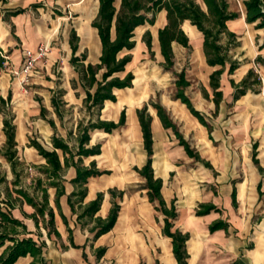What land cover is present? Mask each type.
Here are the masks:
<instances>
[{
    "label": "crops",
    "instance_id": "crops-1",
    "mask_svg": "<svg viewBox=\"0 0 264 264\" xmlns=\"http://www.w3.org/2000/svg\"><path fill=\"white\" fill-rule=\"evenodd\" d=\"M82 1L83 0L0 1L1 51L6 52L10 59H13V61L17 63L21 60L23 50H35L40 43H52L56 39L55 34L58 29V20L51 19L54 22L52 26H50L51 24L48 21V6L55 4L69 7L71 5H79ZM97 7L98 0H93L92 10L91 0H84L83 5L79 7L81 15L77 22V28H73L84 44L89 45L90 49L91 44L93 45V49H91L92 54L99 55V38L97 37L96 29L90 24L96 14ZM20 8L23 9L22 12L17 13L16 15L3 17L7 11ZM158 13L160 14L158 22L163 26L165 23V11L161 10ZM59 18L60 17H58V19ZM236 19L227 22L229 29H231L229 26L230 23L235 22ZM138 27L140 26H137L135 29ZM71 29L72 28L69 27L63 34L66 57L65 66L62 67V70L63 72H66L67 75L70 74V78L67 80L68 86H58L54 89L52 85L39 80L41 85L39 90L46 87L47 97L43 96L42 100L39 98H31L27 100L26 102L30 107L22 119L18 120L17 114H13L16 148L21 147L23 148V151L33 153L39 164L44 163V159L37 153L35 148L28 145L29 137H35L46 148H50V137L54 131L57 133V128L60 127L62 131L60 134H57L67 139V133L71 131L72 136L69 138V142H74L73 136L75 134V126L77 122H75L73 130H70L71 128L64 129L65 117L63 112L61 111L62 115L59 118L51 104V96L54 91L60 88L64 90V93L61 96V99L65 102L64 104L74 105L75 103H78L79 105H83L82 99L84 97V91L80 86L77 71L69 62L72 54L68 41ZM193 29L199 34V48L202 49V34L195 26ZM258 35L262 40L260 41V38H257L258 50L255 55H261L264 57V34L262 36L260 34ZM156 36L157 30L155 32V45L158 49ZM260 46L262 47L259 48ZM78 49L79 45L75 52V55L77 56ZM55 53L56 49L53 48L50 55ZM84 62L87 63L91 61ZM258 64L260 68L264 69L263 64ZM49 66L50 65L46 66L48 72ZM210 67L214 70L218 66ZM240 67L241 65L236 70ZM249 68H251V66H249ZM249 68L246 69L248 70ZM134 79H136V77L133 78L131 87L115 88L114 93L116 95V100H105L103 102V107L100 110L101 119L117 121L120 111L125 109L124 105L129 104V115H126L125 111V123L122 126L115 128L110 133L99 129L90 131L88 145L95 144V142H92V138L95 134L104 137L113 132L121 131V133L129 136L131 139L139 141L141 149L138 156L135 158L133 165L141 167L145 163L147 156L143 148L142 134L136 115V109L140 108L139 104L142 103L146 96L144 94H134V91H137L135 87L137 83ZM231 88L232 86L230 85V88L227 90L229 94L231 93ZM220 89L222 90V99L219 103L218 110L222 109V107L229 102V98L224 96V86L221 82ZM36 90L38 89L36 88L34 92L41 95V93ZM118 91L122 92L119 96H117ZM206 91L208 92V90ZM9 92L12 94L9 84H2L0 86V97L6 99ZM246 94L240 97H243ZM65 95H70V98H64V100L63 96ZM210 97L211 95H209V98ZM240 97L236 100H233V98L231 100L237 102ZM7 104L8 101L6 102V105ZM41 106L46 110L44 116H41L40 114ZM48 111H50V116L47 115ZM148 112L151 115V131L153 138L152 168L154 175L162 179L161 194L165 202L169 204L172 199L174 200L177 217L173 220V228H177L181 232H188L189 234V238L186 241V251L188 253L186 264H264V178L263 172L260 170V168L264 169V163H253L252 160H250L248 168L244 174L239 176H235V174L228 171L225 173L221 172V176L215 179L217 183V195L212 192L213 189L211 187H208L207 189L204 188L203 191H201V189L195 188L194 186L192 188H190L191 186L187 187L189 190L185 194V186H181L183 183L180 184L177 182L175 185H168L167 178L173 171L171 167V144H168L167 155L164 160L159 158L157 152L156 140L165 141L166 137L168 141V133L171 129H165L161 125L154 108H148ZM174 112L185 125V130L190 131L192 128L191 126L195 125V123L188 118H185L183 112H178L176 110H174ZM88 116L89 115H87L85 119H87ZM2 118L3 116L0 117V140L3 139L2 142L4 143L5 136L2 131ZM47 119L53 120L55 128L49 124ZM23 124L24 126L22 127ZM186 125H189L190 127L187 129ZM178 146L182 148L180 145ZM244 148V151L248 152V147L245 146ZM100 150L101 152L97 155L83 156L82 164L84 166H89L91 160H95L97 168L109 170V173H104L98 176H89L86 179V182L83 185L86 188L85 196L81 203H74L76 212L72 211L68 202V195L73 190L77 189V185L71 182V179L75 177L76 171L73 166H67L64 168L63 186L65 193L59 197V206L67 223L64 222L55 207V188L48 187L47 189L48 205L53 209L54 224L59 236H55L53 233L48 236L47 231L41 222H39V226L37 227L32 218L24 215V213L30 214L33 212V208L25 202L13 208L12 215L20 219L26 225L27 230L30 231L29 235L37 241L45 242L43 247V257L46 264H156V260H158L160 264H176V259L173 256L171 249V240L161 232L163 220L162 225H153V211L146 208L144 202H141L139 207L137 206L140 193L137 197L136 195H133V198H130L124 192L122 198L117 199L120 204V210L115 224L109 231L99 235L95 239H91L92 234L89 231L93 224L91 219L86 217L82 220L77 219V213L80 211L79 204L84 205L88 203L90 200L94 199L97 192L100 191L104 193L103 199L94 216L105 217L111 206V198L107 190L113 187H120V177L118 176V173L114 174V167L105 164V155L107 152H104L101 144ZM182 150L183 153H185L183 148ZM134 172L138 174L135 170ZM233 189L235 190L236 205H233L231 198ZM141 201L143 200L141 199ZM208 202L215 204L220 209V212L212 210L207 214L197 215L195 210L198 208V205L200 203ZM217 218H221L228 223L227 231L224 229H216L213 232L209 231V224ZM69 229L71 234H69ZM70 236L75 246L71 245L69 239ZM99 247H105L106 250L101 257H96L95 252ZM1 250L2 247H0V252ZM31 259L32 258L29 255L20 256L16 259L14 264H29Z\"/></svg>",
    "mask_w": 264,
    "mask_h": 264
},
{
    "label": "trees",
    "instance_id": "trees-1",
    "mask_svg": "<svg viewBox=\"0 0 264 264\" xmlns=\"http://www.w3.org/2000/svg\"><path fill=\"white\" fill-rule=\"evenodd\" d=\"M6 2V0H0ZM244 7V20L246 23H255L256 28H264V0H241ZM165 11V23L157 29V44L163 61L161 63L163 69L171 70L173 66V50L172 44L178 43L184 47H189V38L183 29V24L188 22L191 26L202 34V52L205 62L209 66H218L208 75V85L211 89L210 99L215 105L214 113L218 111L219 103L222 99V90L220 89V77L227 66V73L233 74L240 66V61L232 59L228 54V50L239 45L237 34L229 29L227 22L239 17V13L230 10L226 0H98V7L95 16L91 20V26L96 29L99 42L100 53L97 62L85 63L86 53L75 55L78 47L79 37L74 28L69 34V45L72 51L69 62L74 66L78 73L79 83L84 91L82 99L83 106L89 115L87 119H79L75 126V134L73 143L69 142L72 132L67 133V139L59 136L56 131L50 137V148H46L35 137L28 138V145L35 148L37 153L44 159V163L35 165L39 175L34 178L32 191H29L19 183V174L17 172V149L15 141V125L13 123V115L4 113L2 118V131L5 140L0 155H2L9 163L10 172L13 176L12 180H7L6 173L0 172V184H3V190H0V264H14L20 256L29 255L31 261L29 264H46L43 257L44 241H37L27 230L26 225L18 218L12 215V209L17 205L25 202L33 208L30 214L24 215L33 219L38 227L39 222L47 231V235L54 234L59 236L54 224V212L52 207L48 205V187L55 188V207L60 216L66 222L65 217L60 211L59 197L65 193L63 186V171L67 166L75 168V177L71 182L77 185V189L68 195V202L73 212L75 202L82 201L85 196L86 188L84 183L89 176H98L109 173V170L99 169L96 167L95 160H91L89 166L82 164V157L89 155H97L101 152L100 144L95 143L88 145L90 139V131L94 129L103 130L110 133L115 128L125 123V109L120 111L117 121L105 120L100 118V110L105 100L115 101V88L131 87L133 74L130 71L125 72L126 65L131 61V54H124L118 57V53L123 50H130L135 46L134 30L137 26L145 23L153 25L156 14ZM23 9H15L7 11L3 17L16 15ZM225 38V43L222 39ZM141 41L145 43L150 53L152 47V35L149 29L144 30L141 35ZM260 46L259 48H261ZM0 49V68H2L5 58L2 56ZM255 62L264 65V57L257 55ZM124 72L121 76L119 73ZM175 94L174 98L183 103L188 111L203 125L208 137L212 139L210 124L204 115L195 108L190 98L185 93V88L189 86L190 81L185 77L184 70L175 73ZM230 85L233 88L232 98L238 99L246 94L249 90L257 92L258 88L254 85H261L260 76L249 68L246 74L235 82L233 78H229ZM203 96L209 98L208 92L203 88ZM64 90L62 88L54 91L51 96V104L54 111L60 118L61 107L65 103L61 96ZM10 92L6 99L0 97V112L3 113V107L10 99ZM155 109L156 115L165 129H171L178 145H180L187 156L197 161L203 162L206 167L212 168L209 161L201 158L198 152L190 147L189 142L177 129L176 124L166 111L165 107L159 102H149ZM45 108L41 106L40 114L44 116ZM137 119L142 134L143 148L146 153V161L141 167L134 166L133 169L144 178L142 186L145 189L147 200L153 205L154 210L163 215V225L161 232L171 240V249L176 259V264H186L188 253L186 251V241L189 238L188 232H181L177 228H173V220L177 217V211L172 199L169 204L165 202L161 194L162 179L154 175L152 168L153 155V138L151 131V115L148 112V103L136 109ZM49 124L55 128L52 119H47ZM256 147V144L253 145ZM60 153H59V152ZM256 163L257 160L253 158ZM263 172L264 169L260 168ZM9 184L11 186H9ZM108 193L111 198V206L105 217L94 216L98 211L103 199V192H97L96 197L88 203L79 204L80 211L77 213V219L82 220L84 217L90 218L93 222L89 231L92 234L91 239L97 238L99 235L109 231L117 219L120 204L117 199H121L125 190L115 187L109 188ZM74 198V199H73ZM233 205H236L235 190L231 193ZM16 202H19L16 204ZM220 212V209L213 203H200L195 210L197 215H204L210 211ZM228 223L217 218L213 220L208 229L213 232L216 229H224L227 231ZM69 234L71 231L69 229ZM71 245L75 246L71 236L69 237ZM106 248L99 247L96 249V257H101ZM143 264V263H141ZM156 264H160L156 260Z\"/></svg>",
    "mask_w": 264,
    "mask_h": 264
},
{
    "label": "rangeland",
    "instance_id": "rangeland-1",
    "mask_svg": "<svg viewBox=\"0 0 264 264\" xmlns=\"http://www.w3.org/2000/svg\"><path fill=\"white\" fill-rule=\"evenodd\" d=\"M226 1L230 10L239 13L236 21L229 25L236 32L239 45L231 47L228 50V54L231 55L232 59L239 60L241 67L229 75L226 66L225 71L221 75L220 82L224 86V96L229 98V102L216 113H214L215 109L212 101L210 98L204 97L202 91L203 88H206L209 95L212 93L208 85V74L212 68L205 62L202 49L199 48V34L194 31V27L188 22L183 24V29L188 35L189 47H184L178 43L172 44L174 63L171 70L163 69L161 65L163 58L155 45V32L158 27L162 26L158 22L159 13L156 14L153 25L145 23L135 29L133 37L135 46L132 49H123L118 53V57L124 54H131V61L126 65L125 72L130 71L133 74V78L136 77L134 81L137 83L135 85L137 91L135 90L134 94H144L146 96L142 103L139 104V107L148 103V108L152 109L153 107L149 102L161 103L176 124L179 132L189 142L190 147L198 152L201 158L212 164V168H209L203 162L186 156L182 148L178 146L177 139L172 130H169L168 133L170 143L166 137L165 141L156 140L157 152L161 160L166 158L168 144H171V167L173 171L167 178L168 185H175L177 182L183 183L181 186H185V194L189 190L187 187L191 186L190 188H192L194 186L201 189V191L204 188L211 187L213 189L212 192L217 195L218 191L216 190L217 183L215 179L221 176V172L225 173L228 171L235 174V176H239L244 174L250 160L255 163L253 158L258 163H264V69L260 68L259 64L255 62V53L258 50L257 38H260L258 34L262 36L264 28L258 29L255 27V23L245 22L244 7L241 0ZM83 3L84 0L79 5H71L69 7L55 4L48 6V21L51 24L50 26L54 22L51 19L58 20V29L55 34L56 39L49 44L50 48L47 55L36 61L34 70L29 75H26L22 71L23 55H21V60L15 63L6 52L2 51L5 61L2 68H0V86L2 84H9L12 94L11 99L8 100V104L3 107V113L0 112V117L8 112L11 115L17 114L18 120H20L30 107L26 102L27 100L31 98L42 100L43 96L47 97L46 87L39 90L41 88L39 80L52 85L54 89L58 86H68L67 80L70 78V74L67 75L62 70V67L65 66L66 57L63 34L69 27L77 28V22L81 15L79 7ZM92 4L93 0H91V10ZM58 17L60 18L58 19ZM146 29H149L152 35V53L149 52L145 43L141 41V35ZM222 43H225V38L222 39ZM78 45V55L85 52L86 62H97L98 55L92 54V44L90 49L89 45L84 44L79 39ZM53 48L56 49V53L50 55ZM47 65H50L49 72L46 67ZM249 66L260 76L261 85L259 87L253 86L255 89L258 88L257 92L249 90L245 96L240 97L237 102H233L231 100L233 88H231L230 94L227 91L230 88L229 78L232 77L235 82H238L246 74L247 71L245 70ZM181 70H184L185 77L190 81L189 86L185 88V93L195 108L204 115L210 124L212 139L208 137L206 128L190 114L186 106L180 100L174 98L175 73ZM123 74L124 72L119 73L121 76ZM36 88L38 89L36 91H39L41 95L34 92ZM121 93L118 91L117 96ZM64 98L69 99L70 95H65L63 96ZM124 107L126 115H129V104L124 105ZM61 108L65 117L64 129L71 128L70 130H73L75 122L79 119H85L88 115L84 106L78 103L74 105L63 104ZM174 110L183 112L185 118L195 123V125L191 126L190 131L185 130V125L175 115ZM47 115L50 116V111L47 112ZM189 127V125H186L187 129ZM61 131L62 129L58 127L57 133L60 134ZM2 140H0V149L3 146ZM92 142H99L103 146L104 152H107L105 164L114 167V174L118 173L120 187L115 188H123L130 198H133V195L137 197L140 193L137 206L139 207L140 203L144 202V206L153 211V225H162L163 217L161 213L154 210L153 205L146 198L145 189L142 190L144 178L136 174L132 168L135 158L141 149L139 141L131 139L129 136L121 133V131H116L104 137L95 134ZM254 144H256V147L253 146ZM245 146L248 147V152L244 151ZM16 149L17 160L19 162L17 165V172L19 174L18 185L32 191L34 178L39 175L35 165L39 163L33 153L23 151L21 147ZM0 172H5L7 180H12L13 176L10 172L9 163L2 155H0ZM9 186L11 185L9 184ZM0 190H3V184H0ZM18 203L16 202V204Z\"/></svg>",
    "mask_w": 264,
    "mask_h": 264
},
{
    "label": "built area",
    "instance_id": "built-area-1",
    "mask_svg": "<svg viewBox=\"0 0 264 264\" xmlns=\"http://www.w3.org/2000/svg\"><path fill=\"white\" fill-rule=\"evenodd\" d=\"M49 51V43H40L35 50L25 49L23 50V65L22 71L26 75H29L33 70L35 63L38 59H41L47 55ZM2 54V53H1ZM3 56V55H2ZM4 57V56H3Z\"/></svg>",
    "mask_w": 264,
    "mask_h": 264
},
{
    "label": "bare ground",
    "instance_id": "bare-ground-1",
    "mask_svg": "<svg viewBox=\"0 0 264 264\" xmlns=\"http://www.w3.org/2000/svg\"><path fill=\"white\" fill-rule=\"evenodd\" d=\"M46 44H48V43H46Z\"/></svg>",
    "mask_w": 264,
    "mask_h": 264
},
{
    "label": "water",
    "instance_id": "water-1",
    "mask_svg": "<svg viewBox=\"0 0 264 264\" xmlns=\"http://www.w3.org/2000/svg\"><path fill=\"white\" fill-rule=\"evenodd\" d=\"M263 12H264V10H263Z\"/></svg>",
    "mask_w": 264,
    "mask_h": 264
}]
</instances>
